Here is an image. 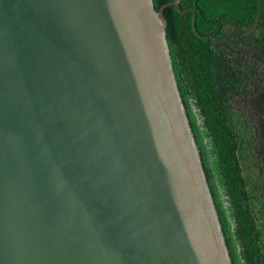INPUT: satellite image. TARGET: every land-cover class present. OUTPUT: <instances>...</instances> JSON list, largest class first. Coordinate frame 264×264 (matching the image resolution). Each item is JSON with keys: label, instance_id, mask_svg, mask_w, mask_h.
<instances>
[{"label": "water", "instance_id": "1", "mask_svg": "<svg viewBox=\"0 0 264 264\" xmlns=\"http://www.w3.org/2000/svg\"><path fill=\"white\" fill-rule=\"evenodd\" d=\"M169 5L0 0V264H232Z\"/></svg>", "mask_w": 264, "mask_h": 264}, {"label": "trees", "instance_id": "2", "mask_svg": "<svg viewBox=\"0 0 264 264\" xmlns=\"http://www.w3.org/2000/svg\"><path fill=\"white\" fill-rule=\"evenodd\" d=\"M153 1L157 9L179 3L164 9L167 38L232 264H264V226L257 228L251 209L238 153L241 140L230 124L233 106L226 99L245 78L236 76L237 67L228 63L225 49L214 41L226 35L228 24L238 29L254 26L255 33L247 37L252 45L248 50L264 53V0ZM190 9L196 13L197 31ZM253 70L255 74V66Z\"/></svg>", "mask_w": 264, "mask_h": 264}, {"label": "rangeland", "instance_id": "3", "mask_svg": "<svg viewBox=\"0 0 264 264\" xmlns=\"http://www.w3.org/2000/svg\"><path fill=\"white\" fill-rule=\"evenodd\" d=\"M254 28L238 29L228 24L226 35L214 41L225 49L228 63L237 67L236 76L245 78L241 88L232 90L226 99L233 106L230 124L241 140L238 147L240 165L257 228H261L264 226V53L259 50L254 54V50H248L247 37L255 33ZM241 37L243 40L238 42ZM254 66L257 69L255 74ZM260 244L264 253L263 236Z\"/></svg>", "mask_w": 264, "mask_h": 264}]
</instances>
